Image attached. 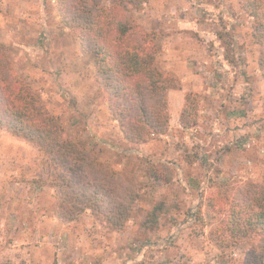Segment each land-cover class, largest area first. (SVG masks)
<instances>
[{
    "label": "rangeland",
    "instance_id": "374dc122",
    "mask_svg": "<svg viewBox=\"0 0 264 264\" xmlns=\"http://www.w3.org/2000/svg\"><path fill=\"white\" fill-rule=\"evenodd\" d=\"M57 1L0 0V46L64 137L134 180L139 196L121 231L89 211L63 223L44 153L0 129V264H242L246 245L225 251L208 239L238 189L264 184V81L252 19L238 0H144L131 9L137 31L156 36L157 67L178 89L168 92L166 134L130 145ZM188 94L198 106L185 126Z\"/></svg>",
    "mask_w": 264,
    "mask_h": 264
},
{
    "label": "trees",
    "instance_id": "16d2710c",
    "mask_svg": "<svg viewBox=\"0 0 264 264\" xmlns=\"http://www.w3.org/2000/svg\"><path fill=\"white\" fill-rule=\"evenodd\" d=\"M101 1L58 0L57 8L64 26L78 32L81 52L93 58L94 82L106 93L109 114L122 139L130 145L145 144L166 134L168 92L178 89V84L157 67L161 47L156 36L138 32L134 24L131 9H138L144 0H112L107 6ZM238 5L252 19L251 37L259 47L257 67L264 81V0H238ZM197 106L193 95L184 97L182 125L195 124ZM0 129L44 153L48 184L58 198L59 221L73 222L89 211L93 217H102L109 229H124L139 196L136 182L64 137L59 118L13 73L3 46ZM219 222L210 231L212 245L225 251L246 245L242 264H264V184L250 183L238 189Z\"/></svg>",
    "mask_w": 264,
    "mask_h": 264
}]
</instances>
